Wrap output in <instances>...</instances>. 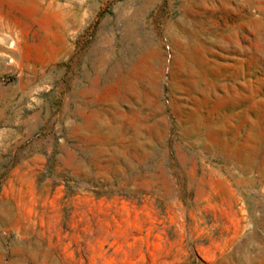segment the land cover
<instances>
[{
  "label": "rangeland",
  "instance_id": "obj_1",
  "mask_svg": "<svg viewBox=\"0 0 264 264\" xmlns=\"http://www.w3.org/2000/svg\"><path fill=\"white\" fill-rule=\"evenodd\" d=\"M0 264H264V0H0Z\"/></svg>",
  "mask_w": 264,
  "mask_h": 264
},
{
  "label": "bare ground",
  "instance_id": "obj_2",
  "mask_svg": "<svg viewBox=\"0 0 264 264\" xmlns=\"http://www.w3.org/2000/svg\"><path fill=\"white\" fill-rule=\"evenodd\" d=\"M140 57V56H139ZM144 61V60H143ZM135 63H137L136 61H135ZM160 63H161V61H160ZM159 63V64H160ZM148 66H151L150 64L148 65ZM126 67V66H125ZM154 68V67H153ZM122 73V72H121ZM138 74V73H137ZM139 75V74H138ZM115 79V78H114ZM251 166V165H250ZM242 167V166H241ZM247 169V168H246ZM240 171V170H239Z\"/></svg>",
  "mask_w": 264,
  "mask_h": 264
}]
</instances>
